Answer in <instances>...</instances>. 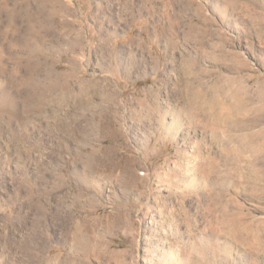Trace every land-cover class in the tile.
Instances as JSON below:
<instances>
[{
    "label": "rangeland",
    "instance_id": "obj_1",
    "mask_svg": "<svg viewBox=\"0 0 264 264\" xmlns=\"http://www.w3.org/2000/svg\"><path fill=\"white\" fill-rule=\"evenodd\" d=\"M0 264H264V0H0Z\"/></svg>",
    "mask_w": 264,
    "mask_h": 264
},
{
    "label": "bare ground",
    "instance_id": "obj_2",
    "mask_svg": "<svg viewBox=\"0 0 264 264\" xmlns=\"http://www.w3.org/2000/svg\"><path fill=\"white\" fill-rule=\"evenodd\" d=\"M70 11V10H69ZM14 20V19H13ZM68 24V23H67ZM145 25V24H144ZM74 26V25H73ZM73 39V38H72ZM74 60V59H73Z\"/></svg>",
    "mask_w": 264,
    "mask_h": 264
}]
</instances>
